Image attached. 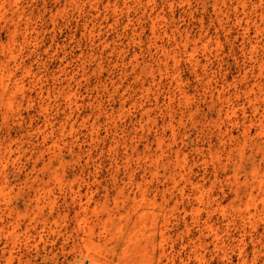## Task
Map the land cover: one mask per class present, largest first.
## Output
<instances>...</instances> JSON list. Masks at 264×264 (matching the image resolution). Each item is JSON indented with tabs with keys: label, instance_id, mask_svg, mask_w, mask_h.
<instances>
[{
	"label": "rangeland",
	"instance_id": "obj_1",
	"mask_svg": "<svg viewBox=\"0 0 264 264\" xmlns=\"http://www.w3.org/2000/svg\"><path fill=\"white\" fill-rule=\"evenodd\" d=\"M126 2L0 0V188L57 175L61 208L79 190L104 216L119 188L146 180L151 198L175 171L180 264H264V0Z\"/></svg>",
	"mask_w": 264,
	"mask_h": 264
},
{
	"label": "bare ground",
	"instance_id": "obj_2",
	"mask_svg": "<svg viewBox=\"0 0 264 264\" xmlns=\"http://www.w3.org/2000/svg\"><path fill=\"white\" fill-rule=\"evenodd\" d=\"M261 16L264 17V10ZM164 56L176 63V58L170 53L166 52ZM10 57H15L12 52ZM6 70L7 66L2 64L1 81L6 76ZM150 75L153 77L151 72ZM171 77L177 82L181 80L178 72H174ZM66 97L68 105L76 104L72 91H68ZM43 109L46 110L44 107ZM253 121L249 119L243 131L245 135L246 132L249 133ZM48 160L45 167L53 161L51 157ZM180 174L171 171L162 175L161 180L170 185L161 189L158 185L154 187L156 193L162 194L160 202L156 200V193L151 198L146 194V180L136 182V191L132 194L129 191L125 194V188H119L116 194L122 198H115V208L106 207L105 217L96 214L93 217L88 216L89 198L84 201L79 190L74 191L70 196L71 202L61 208L49 187L52 178L59 182L57 175L52 178L48 175L47 180L46 174L42 173L26 176L19 185L6 183L0 188L3 197L0 213L2 264H66L67 257L75 252L77 246L80 253L86 252L88 255L87 264H180L179 221L180 205L184 196V189L180 186ZM129 180L132 178L129 177ZM159 180V176L153 174L150 182ZM261 183V179L257 180L250 187L262 190ZM190 185L193 200L201 203L204 191L195 183ZM168 191L170 192L167 195ZM248 193L251 198L253 189L249 188ZM198 209L199 206L193 207L197 215ZM71 211L74 212L71 217L73 226L69 225ZM205 224L208 225V221ZM207 228L212 230L209 225ZM213 233L216 235V232ZM94 237L100 240L104 238L103 242H110L111 246L106 247L102 242L93 244ZM82 247L84 252L81 251ZM31 252L34 253L33 256H30ZM60 257L63 259L59 261ZM67 264H74V261Z\"/></svg>",
	"mask_w": 264,
	"mask_h": 264
}]
</instances>
